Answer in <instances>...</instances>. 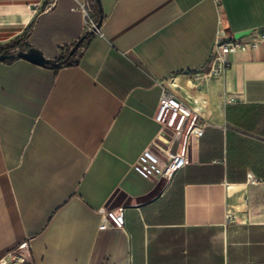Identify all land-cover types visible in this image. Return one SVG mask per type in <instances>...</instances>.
Wrapping results in <instances>:
<instances>
[{
    "label": "crops",
    "instance_id": "obj_1",
    "mask_svg": "<svg viewBox=\"0 0 264 264\" xmlns=\"http://www.w3.org/2000/svg\"><path fill=\"white\" fill-rule=\"evenodd\" d=\"M79 3L103 23L73 65L0 62V264H264V42L204 74L220 18L250 43L264 0H0V46L67 55ZM165 91L203 125L171 180L138 166L177 149Z\"/></svg>",
    "mask_w": 264,
    "mask_h": 264
},
{
    "label": "built area",
    "instance_id": "obj_2",
    "mask_svg": "<svg viewBox=\"0 0 264 264\" xmlns=\"http://www.w3.org/2000/svg\"><path fill=\"white\" fill-rule=\"evenodd\" d=\"M218 9H221V0H216ZM85 3H79L74 11L80 10L85 18V25L90 26L89 31L100 33L97 24L93 20H86L88 16ZM220 29L213 47L208 65V77L222 76L230 67V57L239 52H246L248 49H256L264 42V28L255 29L250 33L253 40L245 42L243 38L228 33L223 24V17L220 18ZM88 31V32H89ZM26 49L25 45L16 49L15 53ZM164 127H167L179 141L177 149L172 152V145L168 150L169 160L161 170L154 162L146 156L142 157L138 166L144 176L160 175L167 180H171L175 174L189 164L190 151L193 144L199 140L203 133V125L199 123L197 114L184 102L177 99L171 92L165 91L160 99L157 115L155 118ZM187 127V133L183 136V131ZM121 210L108 212L105 209L100 211L103 216L99 229L106 230L112 226H119L121 222ZM4 264H11L5 261Z\"/></svg>",
    "mask_w": 264,
    "mask_h": 264
},
{
    "label": "water",
    "instance_id": "obj_3",
    "mask_svg": "<svg viewBox=\"0 0 264 264\" xmlns=\"http://www.w3.org/2000/svg\"><path fill=\"white\" fill-rule=\"evenodd\" d=\"M103 23V17L100 18L97 29H100ZM95 31H89L85 36H83L80 40L76 42L74 47L72 48L70 54L74 55L81 47L83 42L91 35H93ZM239 37V36H238ZM16 59H25L33 64L39 65V66H48L54 62V60H50L45 58V56L40 52L39 49L31 47L26 48L23 50L18 51L14 54H9L8 52H4L2 55H0V62L5 61H15ZM179 137L176 139V146L178 144Z\"/></svg>",
    "mask_w": 264,
    "mask_h": 264
},
{
    "label": "rangeland",
    "instance_id": "obj_4",
    "mask_svg": "<svg viewBox=\"0 0 264 264\" xmlns=\"http://www.w3.org/2000/svg\"><path fill=\"white\" fill-rule=\"evenodd\" d=\"M88 7V5L86 6V8ZM87 12H88V16L86 17V20L88 21V20H93L94 22H96V23H98L99 22V20H100V16L98 15V13L97 12H95V11H93V12H91L90 11V9H89V7L87 8ZM87 28L88 27H90V26H86ZM90 29H88V31H89ZM23 47V44H22V42H15V43H13V44H9V45H4V46H0V55H2L4 52H8L9 54H14L15 53V51H16V49L17 48H19V47ZM74 47V46H73ZM72 47V48H73ZM71 48V49H72ZM79 51V50H78ZM78 51H77V54H78ZM204 74H205V76H207L208 77V69L207 70H205V72H204ZM187 133V127L184 129V131H183V136L185 135ZM171 137H170V140L171 139H173L174 138V140L176 139L175 137H174V134L173 133H171ZM158 156L161 158V160L162 159H164V160H166L165 159V154L163 153V152H159L158 153ZM149 160H151L152 162H154V159L155 158H153V156L152 155H149V156H146ZM169 160V159H168ZM158 161V160H157ZM159 163L161 162V161H158ZM156 164V163H155ZM159 167V166H158ZM10 260H13V259H10ZM15 260V259H14ZM10 262H12V261H10Z\"/></svg>",
    "mask_w": 264,
    "mask_h": 264
},
{
    "label": "trees",
    "instance_id": "obj_5",
    "mask_svg": "<svg viewBox=\"0 0 264 264\" xmlns=\"http://www.w3.org/2000/svg\"><path fill=\"white\" fill-rule=\"evenodd\" d=\"M76 55H77V52L74 55H71L69 52L67 55L59 57L56 60H54V62L48 65L47 67H50L55 70H60L64 67L71 66L74 64V59Z\"/></svg>",
    "mask_w": 264,
    "mask_h": 264
}]
</instances>
